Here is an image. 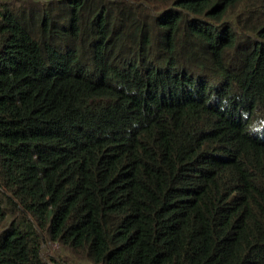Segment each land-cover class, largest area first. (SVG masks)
<instances>
[{"label":"trees","instance_id":"1","mask_svg":"<svg viewBox=\"0 0 264 264\" xmlns=\"http://www.w3.org/2000/svg\"><path fill=\"white\" fill-rule=\"evenodd\" d=\"M264 264V0L0 3V264Z\"/></svg>","mask_w":264,"mask_h":264},{"label":"rangeland","instance_id":"2","mask_svg":"<svg viewBox=\"0 0 264 264\" xmlns=\"http://www.w3.org/2000/svg\"><path fill=\"white\" fill-rule=\"evenodd\" d=\"M5 1L11 4L13 3L14 5L18 6L21 4L26 5V3L29 2L42 4L47 0H0V3H4ZM42 253L44 259H46L49 263H52L51 260L49 259V257H52L53 259L63 263L71 262L72 264H92L83 257L79 258L76 254L64 248L57 242L53 243L48 240L43 241L42 243Z\"/></svg>","mask_w":264,"mask_h":264}]
</instances>
